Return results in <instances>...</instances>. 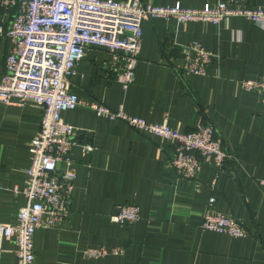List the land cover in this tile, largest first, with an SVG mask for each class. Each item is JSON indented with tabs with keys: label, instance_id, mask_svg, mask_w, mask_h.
Instances as JSON below:
<instances>
[{
	"label": "crops",
	"instance_id": "0c3cea01",
	"mask_svg": "<svg viewBox=\"0 0 264 264\" xmlns=\"http://www.w3.org/2000/svg\"><path fill=\"white\" fill-rule=\"evenodd\" d=\"M124 2L125 0H113ZM156 7L175 3L200 9L215 0H140ZM261 8L264 0H247ZM14 10L1 8L0 29H7ZM198 42L212 55L206 76H181V46ZM8 44L0 34V79ZM110 55L88 47L69 92L83 102L97 101L147 123L180 133L210 123L233 159L217 171L202 163L190 181L170 165L172 144L138 133L118 120L96 117L84 107L61 114L74 128L75 175L67 211L57 227L33 235V264H264V97L241 90L242 79H264V29L231 18L212 25L173 20L142 22V39L134 81L121 89L110 68ZM41 110L12 100L0 103V224L15 226L24 205L21 193L30 166L28 143L36 135ZM89 144L91 152L82 146ZM65 166L61 164L59 171ZM210 209L238 221L246 236L233 238L201 229ZM139 208L136 223L110 221L119 205ZM47 216L43 219L46 221ZM119 251L99 258L87 249ZM0 264H16L14 245L4 241Z\"/></svg>",
	"mask_w": 264,
	"mask_h": 264
},
{
	"label": "built area",
	"instance_id": "2783aa9c",
	"mask_svg": "<svg viewBox=\"0 0 264 264\" xmlns=\"http://www.w3.org/2000/svg\"><path fill=\"white\" fill-rule=\"evenodd\" d=\"M0 6L14 10L7 29H0L8 44L0 79V103L9 105L14 99L42 113L39 130L28 143L30 166L21 191L25 203L17 213L15 226L0 224V255L2 243L10 242L16 264H33L34 232L42 227H57L65 217L75 180L68 167L73 163L71 152L78 144L73 138L74 128L62 120L63 112L84 107L98 118L118 120L138 133L170 142V165L182 179L192 181L202 163H210L220 171L233 159L217 140L210 123H199L192 131L180 133L170 129L165 121L151 124L126 115L122 107L112 111L97 101H80L69 92V81L84 51L97 47L110 55L109 66L116 81L127 91L134 81L143 21L217 25L241 18L264 29L261 8L248 6L247 0H215L200 9H187L180 3L156 7L140 0H0ZM180 49L182 63L175 65L174 71L181 76L205 77L212 55L198 42ZM239 86L264 97V79H242ZM82 149L88 153L93 147L85 144ZM58 164L65 166L62 172L56 167ZM260 184L264 187V178ZM213 202V198L208 200L201 229L233 238L245 237L247 233L238 221L210 209ZM44 216L48 217L46 221ZM139 219V208L128 204L119 205L110 217L118 225L133 224ZM117 253L102 247L87 249L84 255L99 258Z\"/></svg>",
	"mask_w": 264,
	"mask_h": 264
},
{
	"label": "water",
	"instance_id": "95a60500",
	"mask_svg": "<svg viewBox=\"0 0 264 264\" xmlns=\"http://www.w3.org/2000/svg\"><path fill=\"white\" fill-rule=\"evenodd\" d=\"M56 167L59 168V164Z\"/></svg>",
	"mask_w": 264,
	"mask_h": 264
}]
</instances>
